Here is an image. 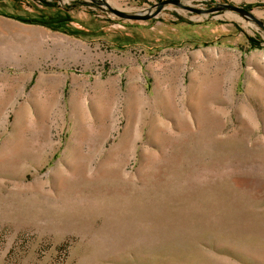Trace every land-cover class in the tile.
I'll use <instances>...</instances> for the list:
<instances>
[{"label":"rangeland","instance_id":"1","mask_svg":"<svg viewBox=\"0 0 264 264\" xmlns=\"http://www.w3.org/2000/svg\"><path fill=\"white\" fill-rule=\"evenodd\" d=\"M180 2L263 25L0 0V264H264V0Z\"/></svg>","mask_w":264,"mask_h":264},{"label":"water","instance_id":"2","mask_svg":"<svg viewBox=\"0 0 264 264\" xmlns=\"http://www.w3.org/2000/svg\"><path fill=\"white\" fill-rule=\"evenodd\" d=\"M101 3H103L111 12H113L115 15L121 17V18H126V19H135V20H145V19H149L151 18L152 16H154L156 13H158L162 6L165 5V4H174L176 6H179V7H183V8H187L191 11H194L196 13H204V12H213V11H219V10H224V9H228V10H231V11H235L241 15H243L244 17L248 18V19H251L255 22H257L258 24L260 25H263L260 21H258L254 15L251 13L250 10L244 8V7H241V6H236V5H233V4H229V3H219L217 4L216 6L214 7H210L208 9H199V8H193V7H189V6H185L183 5L180 0H163L161 2H159L157 4V9L152 12V13H146V14H129V13H126L124 11H121V10H118V9H115L113 7H111L107 2L105 1H101Z\"/></svg>","mask_w":264,"mask_h":264},{"label":"crops","instance_id":"3","mask_svg":"<svg viewBox=\"0 0 264 264\" xmlns=\"http://www.w3.org/2000/svg\"><path fill=\"white\" fill-rule=\"evenodd\" d=\"M14 18H12L11 16H3V20H13ZM8 29L6 28V26H3V50L4 49H6V46H7V38H8ZM18 40H22L23 39V35H22V33H20V35L18 36V34H17V37H16ZM87 60L88 59H86V65H87ZM95 63H96V67L97 68H99V69H101L102 67H103V65H104V62H103V59L102 58H100L98 55H96V57H95ZM110 67H111V72H113L114 71V65L111 63L110 64ZM109 71V72H110ZM63 71H61V73L59 74V75H53V77H51V82H50V84H51V88H55L57 85H58V87H60V88H65V85L67 84V75H63ZM85 74V76H88V79L89 80H91V78L93 79V78H101V76H102V71L100 70V71H98V70H96V72H95V75H92V74H90L89 72H85L84 73ZM33 75H34V72H33V70H31V69H29L28 70V74L27 75H25L26 77H24V74L22 73L21 75H20V78L23 80V78H25V79H27V80H31L32 78H33ZM33 102H42V100H38V101H36V100H33Z\"/></svg>","mask_w":264,"mask_h":264}]
</instances>
